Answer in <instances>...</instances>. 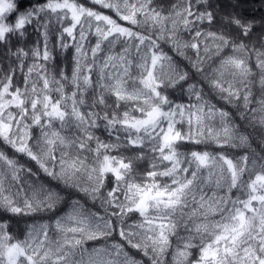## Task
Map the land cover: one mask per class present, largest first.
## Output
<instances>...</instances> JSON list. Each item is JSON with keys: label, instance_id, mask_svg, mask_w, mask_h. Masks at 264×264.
I'll return each mask as SVG.
<instances>
[{"label": "snow or ice", "instance_id": "snow-or-ice-1", "mask_svg": "<svg viewBox=\"0 0 264 264\" xmlns=\"http://www.w3.org/2000/svg\"><path fill=\"white\" fill-rule=\"evenodd\" d=\"M242 2L0 0V264H264Z\"/></svg>", "mask_w": 264, "mask_h": 264}, {"label": "trees", "instance_id": "trees-1", "mask_svg": "<svg viewBox=\"0 0 264 264\" xmlns=\"http://www.w3.org/2000/svg\"><path fill=\"white\" fill-rule=\"evenodd\" d=\"M235 1V0H233ZM240 11L244 16H246L248 19H252V20H255L257 22V24H259V22L264 19V0H243V2L241 3V7L240 9L238 10ZM256 32H259L260 31V28L257 27L255 29ZM29 32H31V29H29ZM34 37L29 35L27 37V42L29 44H31V42L33 41ZM167 51V49H165ZM257 135H259V133L257 132ZM256 141H253V145L256 146ZM88 207H91V205H87ZM20 228L23 227V224H21L19 226ZM13 232H16L17 231V226L15 224H13V229H12ZM92 245L91 243L88 245L89 248H91ZM133 255L136 256L137 259H142V257L133 252L132 253Z\"/></svg>", "mask_w": 264, "mask_h": 264}, {"label": "rangeland", "instance_id": "rangeland-1", "mask_svg": "<svg viewBox=\"0 0 264 264\" xmlns=\"http://www.w3.org/2000/svg\"><path fill=\"white\" fill-rule=\"evenodd\" d=\"M233 2H235V1H233ZM229 10H231V9H229Z\"/></svg>", "mask_w": 264, "mask_h": 264}]
</instances>
